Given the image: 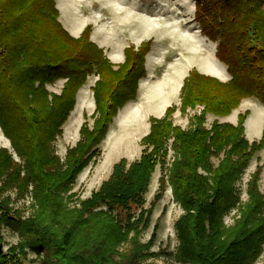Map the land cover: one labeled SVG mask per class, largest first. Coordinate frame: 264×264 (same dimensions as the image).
I'll return each mask as SVG.
<instances>
[{"label":"trees","instance_id":"1","mask_svg":"<svg viewBox=\"0 0 264 264\" xmlns=\"http://www.w3.org/2000/svg\"><path fill=\"white\" fill-rule=\"evenodd\" d=\"M59 18L56 0H0V127L20 160L0 147V264H25L28 251L44 253L45 264H118L113 256L120 244L149 225L144 196L157 165L166 167L170 139L175 156L160 187L169 184L185 211L175 227L180 243L176 259L182 264L257 263L264 253V193L259 186L264 164L253 173L244 204L236 183L264 148V129L258 143L246 139L249 112L239 116L236 126L215 121L208 129L205 124L208 114L229 116L245 99L264 105V0H196L195 21L202 35L217 43L216 57L231 79L223 83L191 70L179 110L186 114L204 106L201 116L193 117V127L174 125L176 106L160 119L152 117L139 160L116 163L111 178L90 199L78 202V209L69 208L77 197L69 193L79 175L97 163L113 119L137 99L151 41L126 48L124 62L114 65L91 40L90 25L74 37ZM92 76L98 77L91 88L93 125L85 115L80 139L67 149L63 162L56 140ZM61 80L60 94L48 90ZM214 157L221 158L217 168ZM30 186L38 211L23 220L11 208L10 195L23 199ZM132 206L141 214L135 222L128 215L123 226L118 212L129 214ZM236 208L240 218L227 227L224 217ZM4 228L22 238L7 252Z\"/></svg>","mask_w":264,"mask_h":264},{"label":"rangeland","instance_id":"2","mask_svg":"<svg viewBox=\"0 0 264 264\" xmlns=\"http://www.w3.org/2000/svg\"><path fill=\"white\" fill-rule=\"evenodd\" d=\"M188 2L195 5L196 11V0H188ZM56 3L60 11L59 21L64 28L72 36L79 37L83 30L90 25L92 27L91 40L104 49L106 56L114 65L124 62L126 48L139 47L142 43L151 41V49L146 56V76L139 81L141 91L147 83L169 82L168 78L178 71H183L188 76L191 70H196L200 74L217 78L223 83L231 79L227 67L216 57L217 43L202 35L199 24L195 21V11H192L191 7L186 8L182 0H56ZM104 3L105 5H103ZM73 31H77V33L73 34ZM197 35L200 39L196 40L194 36L197 37ZM198 41L201 42V45ZM212 55H214L218 67L209 58ZM215 73L220 76L216 77ZM97 80L96 76L90 77L80 90L75 110L66 122L62 136L56 140L57 154L63 162L67 149L75 146L80 139V128L86 121L85 115L88 116L87 122L90 126L93 125L91 116L95 111V100L91 88ZM63 84L64 81H58L56 84L48 86V90L54 94H60ZM175 89L153 86L148 92V100H145V103L142 104V99L136 102L134 100L128 103V108L119 111L109 127L105 140L99 147L101 155L98 157L97 163L91 164L79 175L70 191L69 195L75 194L77 197L72 203H69V208H80L78 202L90 199L93 193L99 191L102 185L111 178L114 165L121 159H127L129 163L139 160L143 153L141 140L150 133V119L164 115L160 114L162 111L160 109H163L160 107L161 105L166 106L164 113L171 106L178 108L173 115L175 126L184 130L193 127V117L201 116L204 106L188 109L186 114H182L179 110L181 90L175 94ZM157 102L160 108L157 107ZM261 105L254 98L245 99L239 108L232 111L234 115H238V122L240 115L249 112L247 118L249 119L253 114L250 118V125H248L251 138L253 129L251 120L254 117L261 118L262 131L264 128V107H262L264 105ZM258 107L262 110L257 109ZM136 109L137 113L130 114ZM219 118L221 117L208 114L206 128L211 129L215 121L220 124H231L227 123L228 121L221 122L223 119L219 120ZM256 122L259 123L258 120ZM251 138L246 136L250 143H258L262 136L253 142H251ZM172 144L173 139H170L167 143L166 167L162 168L161 165H157L151 177L148 191L144 196V212H151L149 225L141 226L140 236L135 237L133 233L127 236L124 243H121L117 249V254L113 256L115 263L182 264L176 259L180 243L175 227L185 211L174 201L172 188L169 184H166L164 190H161L160 187L161 178L165 177L167 180L169 177L175 156ZM0 147L8 149L13 154L11 142L1 127ZM13 156L16 161L20 162L16 154ZM221 158H212L214 168L218 167ZM263 164L264 148L253 156L250 165L236 183L242 204L249 199L247 192L253 173L258 166ZM259 184L260 190L264 193V169ZM29 190L30 192L23 199H17L16 193L10 195L11 208L19 210L23 220L33 218L38 211L33 186H30ZM158 196H160L159 199H157ZM140 212V208L132 206L129 214L126 211H119L118 217L122 221V225L125 226L130 218H132L131 222H135L139 218ZM240 214L238 208L232 209L224 217L225 225L232 226L235 220L240 218ZM128 215H130L129 219ZM2 235L4 237V252L22 240L20 234L12 229L4 228ZM134 240L137 241V247ZM44 256V253L38 256L35 252L28 251V258L24 263L45 264ZM255 264H264V253Z\"/></svg>","mask_w":264,"mask_h":264},{"label":"crops","instance_id":"3","mask_svg":"<svg viewBox=\"0 0 264 264\" xmlns=\"http://www.w3.org/2000/svg\"><path fill=\"white\" fill-rule=\"evenodd\" d=\"M174 70V69H173ZM173 74V73H172ZM187 75H185V72H183V71H178V72H176L173 76H170L169 78H168V80H169V82L168 81H163L162 83H158V84H156V83H150V84H146V86H145V88L143 89V91H141V88L139 89V94H138V96H137V99L135 100V102L136 101H140V99H142L143 101H142V104L143 103H145V100L147 101L148 100V92H149V90L153 87V86H160V87H162V88H169V89H171V88H176L175 89V94H177V92H179L180 90H181V87H182V85L184 84V78L186 77ZM178 87H180L179 88V90L177 91V88ZM179 95V94H178ZM249 100V99H248ZM128 105V104H127ZM126 105V106H127ZM124 107V109H126V108H128V106L127 107ZM129 106H130V104H129ZM262 106V105H261ZM157 107L158 108H163V109H160V110H162L161 111V113L160 114H164L165 115V113H164V110H165V108H166V106H164V105H161L160 107H159V103L157 102ZM262 107H264V106H262ZM130 109H132V108H130ZM257 109H259V110H262L261 108H257ZM127 111V110H126ZM139 111V110H138ZM133 113H137V109L136 110H133V111H131L130 112V114H133ZM163 115V116H164ZM253 115V114H252ZM252 115H250V117H249V119H247V121H246V123H245V127H246V136H247V138L248 137H250L251 138V134H249V127H248V125H250V118H251V116ZM162 116H159L158 118H161ZM222 120L221 122H227V123H231V124H234V125H236L237 124V122H238V115L236 114V115H234L233 113L229 116V117H226V118H223V117H221V118H219V120ZM261 118H256V117H254L252 120H251V123L253 124L252 125V127H253V129H252V138H251V142H253L254 140H256V139H259L262 135V133H263V131H262V124H263V122H261V120H260ZM264 119V118H263ZM259 121V123L258 122H256V121ZM264 129V128H263Z\"/></svg>","mask_w":264,"mask_h":264},{"label":"bare ground","instance_id":"4","mask_svg":"<svg viewBox=\"0 0 264 264\" xmlns=\"http://www.w3.org/2000/svg\"><path fill=\"white\" fill-rule=\"evenodd\" d=\"M183 2H184V4H185V6H186V8H190L191 7V9H192V11H195V5L192 3V2H188V0H182ZM103 5H105V3L103 4ZM108 5V4H107ZM63 19H64V21H65V18L63 17ZM73 34L74 33H77V31H73L72 32ZM196 33V32H195ZM197 34H199V31H197ZM194 38L197 40V38H199L200 39V37L197 35V37L196 36H194ZM210 42V41H209ZM198 43L201 45V42H199L198 41ZM209 58H211L212 60H213V62L216 64V66H217V63L215 62V57H214V55H212V56H209ZM218 67V66H217ZM216 77H219L220 75L219 74H214Z\"/></svg>","mask_w":264,"mask_h":264}]
</instances>
